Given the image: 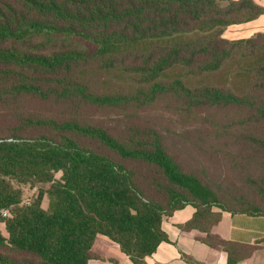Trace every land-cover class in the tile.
<instances>
[{
    "label": "trees",
    "instance_id": "16d2710c",
    "mask_svg": "<svg viewBox=\"0 0 264 264\" xmlns=\"http://www.w3.org/2000/svg\"><path fill=\"white\" fill-rule=\"evenodd\" d=\"M263 15L254 0H0V264H89L100 236L147 264L169 242L164 218L189 205L181 230L227 264L250 259L258 246L212 229L222 211L264 217V33L223 36ZM156 103L194 125L184 140L223 174L132 118ZM15 184L49 185L52 206L24 204Z\"/></svg>",
    "mask_w": 264,
    "mask_h": 264
},
{
    "label": "crops",
    "instance_id": "0c3cea01",
    "mask_svg": "<svg viewBox=\"0 0 264 264\" xmlns=\"http://www.w3.org/2000/svg\"><path fill=\"white\" fill-rule=\"evenodd\" d=\"M254 1L264 8V0ZM241 26L255 28L258 31L256 34L264 33L261 32L264 31V15L250 23L239 25ZM224 37L226 38V34ZM251 37L253 36L243 39ZM195 212L196 209L189 205L175 212L172 217L164 218L162 228L168 235L169 242L160 244L156 253L146 258L147 264H227L226 252L213 249L202 241L206 237L205 233L196 229H180L179 226L191 220ZM221 213V220L213 227L212 233L225 241L258 246L255 254L240 264H264V217L232 215L225 211ZM93 252L100 258L91 260L89 264H133L116 244L103 236L95 242Z\"/></svg>",
    "mask_w": 264,
    "mask_h": 264
},
{
    "label": "rangeland",
    "instance_id": "374dc122",
    "mask_svg": "<svg viewBox=\"0 0 264 264\" xmlns=\"http://www.w3.org/2000/svg\"><path fill=\"white\" fill-rule=\"evenodd\" d=\"M247 26H230L225 29L223 36L226 34L228 39H243L250 36H254L258 31L255 28H242ZM264 32V31H261ZM86 49L89 52H94L95 47L90 44H84ZM218 77H215L214 80H217ZM201 80V79H198ZM202 80L211 81L213 80L212 76H207L202 78ZM197 81V80H196ZM195 81V82H196ZM198 82V81H197ZM107 88L114 90H123L129 89L131 86L125 83L122 80H112L107 83ZM163 104H155L150 107L141 109L132 115V118L138 121L140 124H147L156 127L160 130L163 135L166 137L167 141L171 146L176 148L184 160L193 167L198 169H206L208 171L222 173L220 170H216L212 167L209 159L205 153L200 151H195L192 144L184 140L183 136L186 131L194 129V125L184 122V120L172 113L170 110L166 109ZM92 119L104 126L122 128L125 123L128 121L123 116H117L110 112H96L91 113ZM224 171V170H223ZM224 173V172H223ZM222 173V174H223ZM61 175L58 174L56 178L58 179ZM226 176V175H224ZM16 187L22 189L23 191V202L24 204H29L31 201L36 200L40 195L42 197V207L49 210L52 206V198L50 197L48 190L49 185L39 184L35 186L31 185H19L15 184ZM0 231L5 237H8V233L5 229V225L0 223Z\"/></svg>",
    "mask_w": 264,
    "mask_h": 264
},
{
    "label": "built area",
    "instance_id": "2783aa9c",
    "mask_svg": "<svg viewBox=\"0 0 264 264\" xmlns=\"http://www.w3.org/2000/svg\"><path fill=\"white\" fill-rule=\"evenodd\" d=\"M3 215H4V216H7L8 214H7V212H3Z\"/></svg>",
    "mask_w": 264,
    "mask_h": 264
}]
</instances>
